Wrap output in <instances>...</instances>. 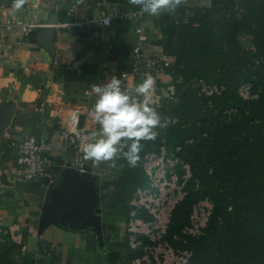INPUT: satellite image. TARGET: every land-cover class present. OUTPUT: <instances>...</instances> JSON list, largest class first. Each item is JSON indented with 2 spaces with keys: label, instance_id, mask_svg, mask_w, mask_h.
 Instances as JSON below:
<instances>
[{
  "label": "crops",
  "instance_id": "obj_1",
  "mask_svg": "<svg viewBox=\"0 0 264 264\" xmlns=\"http://www.w3.org/2000/svg\"><path fill=\"white\" fill-rule=\"evenodd\" d=\"M12 4L0 0V228L20 246L16 264H128L132 254L126 247L124 213L103 207L98 193L118 162L115 168L109 163L93 167L84 159L80 138L98 129L89 115L94 83L116 76L128 88L151 73L157 109L172 98L177 79L172 59L156 44L155 17H119L136 11L121 0H76L74 6L69 0H29L20 10ZM105 15L111 17L108 26L99 21ZM18 21L33 26L25 34L6 30V24ZM137 45L162 53L168 65L156 63L153 70L132 74L131 52ZM75 111L79 140L72 146L64 134ZM25 135L51 145L45 154L47 175L36 181L14 174L17 144ZM68 185L89 194L90 208L99 210V230L80 228L71 209L67 216L77 229L44 225Z\"/></svg>",
  "mask_w": 264,
  "mask_h": 264
},
{
  "label": "trees",
  "instance_id": "obj_2",
  "mask_svg": "<svg viewBox=\"0 0 264 264\" xmlns=\"http://www.w3.org/2000/svg\"><path fill=\"white\" fill-rule=\"evenodd\" d=\"M153 23L159 32L156 44L172 59L177 79L160 114L175 122L158 129L155 141L142 142L135 168L117 160L122 170L109 183L112 190L102 194V206L125 216L133 190L145 185L144 154L158 150L164 140L169 147L179 146L177 155L192 174L166 239L179 245L173 235L188 223L192 205L208 197L212 212L204 234L186 242L192 252L187 264H264V0H208L207 6L192 8L182 4ZM241 33L251 36L252 48H244ZM194 81L223 89L205 95ZM244 83L256 97L240 96ZM19 247L8 233L2 235L0 264H16Z\"/></svg>",
  "mask_w": 264,
  "mask_h": 264
},
{
  "label": "built area",
  "instance_id": "obj_3",
  "mask_svg": "<svg viewBox=\"0 0 264 264\" xmlns=\"http://www.w3.org/2000/svg\"><path fill=\"white\" fill-rule=\"evenodd\" d=\"M69 2L74 6L76 0ZM184 5L191 8L204 7L208 5V0H186ZM233 11L239 13L240 9L235 6ZM117 15L141 17L144 14L137 10ZM110 18L109 15H105L99 21L108 26ZM32 26V23L18 21L6 24L5 28L8 31L25 34ZM131 59L132 74L153 70L156 63L168 65V58L165 55L160 52H148L141 45L132 49ZM121 77L124 79L127 74L124 73ZM196 83L199 91L205 95L218 94L223 89L221 85H204L200 81ZM238 93L244 99L256 97L251 94L249 83L242 84ZM71 119V129L65 132L64 139L69 145L74 146L79 140L76 134L78 122L76 111L73 112ZM50 150L51 145L46 140L25 135L17 144L15 176L25 181H36L45 177L47 175L45 154ZM178 151L179 146L169 147L162 140L158 150L146 152L143 156L142 172L145 185L133 190L124 218L126 247L132 254L128 264H187L192 256L191 250L185 246L188 238H198L205 232L213 208V203L208 197L192 205L188 223L178 234L173 235L172 240L179 245L175 246L166 239L172 213L183 200L186 182L192 177L189 165L179 158ZM6 233V230L0 228V241L2 235Z\"/></svg>",
  "mask_w": 264,
  "mask_h": 264
},
{
  "label": "clouds",
  "instance_id": "obj_4",
  "mask_svg": "<svg viewBox=\"0 0 264 264\" xmlns=\"http://www.w3.org/2000/svg\"><path fill=\"white\" fill-rule=\"evenodd\" d=\"M29 0H13L16 10L24 8ZM130 5L140 9L141 14L159 17L172 14L186 0H128ZM156 80L151 73L133 87H123L121 79L112 76L104 84H92L91 93L95 103L89 111L98 129L80 138L84 159L93 167L109 163L117 167V160H126L135 168L143 150L142 142L155 141L158 129H166L175 121L172 117H162L155 106Z\"/></svg>",
  "mask_w": 264,
  "mask_h": 264
},
{
  "label": "water",
  "instance_id": "obj_5",
  "mask_svg": "<svg viewBox=\"0 0 264 264\" xmlns=\"http://www.w3.org/2000/svg\"><path fill=\"white\" fill-rule=\"evenodd\" d=\"M64 195L63 200L57 204L55 210L45 219L44 225L48 223H53L58 226H65L71 229H77L76 226H71L74 221L73 217L67 216L69 214L68 211L74 210V213H77L75 216L79 218L80 228H95L99 230V220L97 218V214L99 213L98 209L93 210L89 206V194H87L84 190H79L76 186H67L66 189L61 192L60 195ZM79 211V212H78ZM74 217V218H75ZM66 218V220H63ZM78 227V229H80Z\"/></svg>",
  "mask_w": 264,
  "mask_h": 264
},
{
  "label": "rangeland",
  "instance_id": "obj_6",
  "mask_svg": "<svg viewBox=\"0 0 264 264\" xmlns=\"http://www.w3.org/2000/svg\"><path fill=\"white\" fill-rule=\"evenodd\" d=\"M238 39L244 44V48H252L251 47V44H250V40H251V36L247 33H241L239 34L238 36ZM198 81H195L193 83H195L197 85ZM204 85H210V84H207L203 81H201ZM213 85V84H211ZM162 107L158 108V111L160 112ZM121 167H119L118 169H115L112 174H110L107 179L105 181H101V184H100V192L99 193V196L102 197V194H105L106 192H110L112 190V184H109L112 180H114L117 176H119V173L121 171ZM145 180V178H144ZM124 226V223L123 225ZM126 239V238H125ZM128 250V249H127ZM130 252V251H129ZM129 263V262H128Z\"/></svg>",
  "mask_w": 264,
  "mask_h": 264
},
{
  "label": "flooded vegetation",
  "instance_id": "obj_7",
  "mask_svg": "<svg viewBox=\"0 0 264 264\" xmlns=\"http://www.w3.org/2000/svg\"><path fill=\"white\" fill-rule=\"evenodd\" d=\"M75 219H77V218L75 217Z\"/></svg>",
  "mask_w": 264,
  "mask_h": 264
}]
</instances>
